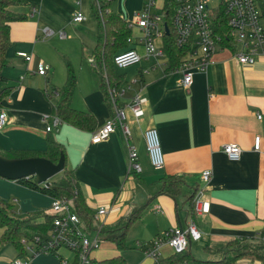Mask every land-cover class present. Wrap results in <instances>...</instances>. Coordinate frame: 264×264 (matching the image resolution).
<instances>
[{
    "label": "crops",
    "instance_id": "obj_1",
    "mask_svg": "<svg viewBox=\"0 0 264 264\" xmlns=\"http://www.w3.org/2000/svg\"><path fill=\"white\" fill-rule=\"evenodd\" d=\"M23 1L24 4L15 7L14 12L26 19L11 24L13 47L7 52L9 65L1 72L0 91L6 89L8 93L1 101L0 109L8 119L7 125L0 129V152L44 153L50 136L60 143L66 152L67 169L74 174L81 197L91 212L92 223L82 219L86 225L94 226L89 236L100 225L113 228L138 211L139 217L135 221L144 213L155 214L159 229L156 238L180 225L186 228L194 219L202 238L191 242L189 251L192 254L193 245L198 244L206 254L203 258L206 261L219 260L220 255L214 251L235 240L246 237L264 240V155L253 150L257 136L262 138L264 146V58L253 65L242 66L228 52L219 53L207 72L195 73L190 90L181 85V74L167 75L164 69L157 67V63L165 64L164 58L143 60L126 68H136V76L131 78L116 73V70L125 69L114 68L112 74L118 79V104L127 111L125 123L130 129V138L127 140L123 131L117 128L107 140L93 144L94 133L112 117L91 62L98 44L97 10L99 13L98 3L101 2L81 0V7H78L76 0ZM65 2H70L68 14L63 7ZM79 9L85 15L81 24L73 22ZM92 14L94 22L90 21ZM73 24H80L77 28L82 63H90L91 75L85 77L83 84L77 81L71 105L76 111L92 113L97 123L93 131L62 123L48 133L47 123L51 122H45L43 117L54 115V106L60 96L53 100L52 95L65 84L57 87L50 81L54 74H50L49 63L56 64L46 51L50 44L43 41L46 40L44 30L53 31V37L66 40L69 35L64 32L67 36L62 39L56 30L64 31ZM83 28L95 33L93 39L79 31ZM61 45L54 48L60 56V51L68 52L64 44ZM132 47L144 54L142 46ZM21 51L32 55L31 62L18 56ZM40 63L49 65L46 76L37 72ZM86 85L80 100L76 92ZM138 95L145 103L142 117L136 119L128 106ZM150 128L159 133L165 155L162 170H155L149 159L144 133ZM229 143L241 147L240 161L232 162L224 154L223 147ZM129 146L137 149L139 173L129 172ZM207 170L212 171V178L206 185L201 177ZM58 177L61 178V174L51 183L58 182ZM169 181L178 185L175 196L164 192ZM204 188L203 200L209 203V213L193 215L192 197ZM0 198L9 202L13 199V204H20L23 210L25 207L27 210L22 213L29 216L39 211L47 215L53 201L46 194L6 179H0ZM102 207L107 208L106 216H98ZM37 222L42 224L44 218L39 216ZM3 233L4 229L0 228V238ZM138 244L140 249L151 245ZM164 248L169 250L167 257L161 259L175 255L169 245L162 246L161 251ZM27 255L26 251L21 252L11 244H0V264H13L15 259H26ZM51 255L30 256L28 264H59ZM92 258L94 262H100L93 254ZM114 258L117 256L111 259Z\"/></svg>",
    "mask_w": 264,
    "mask_h": 264
},
{
    "label": "built area",
    "instance_id": "obj_2",
    "mask_svg": "<svg viewBox=\"0 0 264 264\" xmlns=\"http://www.w3.org/2000/svg\"><path fill=\"white\" fill-rule=\"evenodd\" d=\"M213 0H145V7L142 12L137 13L134 21L128 23L133 30L137 28L140 32L139 41L131 38L128 43L142 46L144 54H140L135 48L119 52L113 58V64L117 69H126L141 63L143 60L164 58L165 64H158L157 67L164 69L167 75L181 74V85L185 90H190L194 85V75L197 72H207L210 65L214 63V57L219 53L228 52L232 59L242 66L255 64L259 59L264 58V0H221L219 7L212 6ZM78 7H81V0H76ZM100 9V4L98 3ZM222 11L226 20V31L220 35L215 30L216 15ZM85 15L79 9L74 15V23H82ZM168 27L169 33H166ZM53 31L44 30V38L52 37ZM60 38L67 35L59 33ZM228 38V43H225ZM162 40V46L157 47L156 41ZM171 42L172 47L184 50L185 54L180 58L178 65L170 68V57L167 54ZM18 56L27 62H31L32 55L27 52H18ZM94 63V60H91ZM49 67L44 63L38 66V74L46 76ZM119 93L112 91L111 97L115 106L114 115L106 122L103 128L94 133L93 144L107 140L117 128H120L126 139L130 138V129L125 123L127 111L125 108L117 107L115 99ZM145 99L136 96L129 104L128 109L136 119L142 117ZM258 118L262 117L258 115ZM7 114L0 110V129L7 125ZM47 132L57 129L62 121L56 116L45 115ZM149 159L155 170H162L165 167V155L162 150L158 130L147 129L144 133ZM253 150L264 155L262 138L257 136L254 140ZM223 152L232 162L241 159L242 149L236 143L224 145ZM129 172L139 173L141 166L138 163V152L133 146H129ZM212 178V171L202 173V182L208 184ZM204 189L196 191L192 205L193 215H205L209 213V203L203 200ZM53 216L52 229L46 236H34L32 239L22 241L26 253V259L17 258L13 264H28L30 256L39 254H54L59 259V264H94L92 253L101 245L99 233L93 241L88 239L89 228L78 217L74 211L72 200L67 197L53 199L47 211ZM107 208L102 207L98 216H106ZM84 231V232H82ZM202 234L197 222L191 219L186 228H174L162 233L153 245L145 250L148 258L154 264H160L159 250L164 245H169L175 254H182L189 249L191 242H198ZM139 245V244H138ZM69 249L77 252L76 258L70 261L63 255L58 254L60 249ZM262 264L258 262H241V264Z\"/></svg>",
    "mask_w": 264,
    "mask_h": 264
},
{
    "label": "trees",
    "instance_id": "obj_3",
    "mask_svg": "<svg viewBox=\"0 0 264 264\" xmlns=\"http://www.w3.org/2000/svg\"><path fill=\"white\" fill-rule=\"evenodd\" d=\"M110 3L100 4L99 13L97 10V19L99 22V33L97 35V49L93 52L94 58L93 71L98 77L99 88L104 94L105 103L109 110L114 114L115 106L111 97L112 91L117 92V78L113 76V70L116 68L113 64V58L119 52L132 48L128 40L132 36V30L128 27V23L122 16L115 14L110 10ZM24 4L23 0H0V81L1 72L9 65L7 52L13 47L11 42V24L17 21H24L26 18L14 12L15 7ZM218 34L222 35L226 31V20L223 12L220 11L215 18ZM225 43H228V38H225ZM167 51L171 59L170 68H175L178 65L180 58L185 54L184 50H179L171 46ZM77 76L70 64H68V77L65 85L60 89H55L54 92L60 96L58 103L54 106V115L58 117L62 123L69 124L81 130L93 131L96 127V118L92 113L76 111L72 105V99L77 89ZM120 84V83H119ZM8 90L0 91V103L7 96ZM118 98L115 99V104L118 107ZM1 110V109H0ZM47 150L44 153H32L27 151H8L0 152V155L11 159H25L41 157L57 163L61 154L66 155L64 147L58 143L52 136L47 139ZM2 179V178H0ZM169 180V178L167 179ZM33 190L39 191L50 196L53 199L63 197L72 200L74 211L79 218L91 221V212L86 207L84 200L81 197L80 188L72 171L65 166L64 172L58 182H52L50 187L38 185L34 178L22 179L17 181ZM169 181L165 185L164 192L175 196L178 193L176 182ZM192 197V201H193ZM193 204V203H192ZM37 214V215H36ZM33 216H27L26 219H20L14 212V206L0 199V228L4 229V233L0 238V244H11L17 250L25 252L22 241L32 239L36 235H47L51 230L53 216L45 214L43 211L37 212ZM43 217L44 222H37L35 232L32 235L26 233L27 222L31 218ZM139 217L138 211L134 212L130 217L122 219L113 228H105L102 226L98 230L103 242L114 244L118 251L127 249L126 239L128 232ZM88 226V225H87ZM91 230L94 228L92 224L88 226ZM92 227V228H91ZM93 230V231H94ZM220 255L217 261H206L196 259L189 249L182 254H175L168 259H161L160 264H241L243 261L258 262L264 264V240L246 237L230 242L226 247L214 251ZM250 257V258H247ZM94 264H125L122 257H117L107 261L93 262Z\"/></svg>",
    "mask_w": 264,
    "mask_h": 264
},
{
    "label": "rangeland",
    "instance_id": "obj_4",
    "mask_svg": "<svg viewBox=\"0 0 264 264\" xmlns=\"http://www.w3.org/2000/svg\"><path fill=\"white\" fill-rule=\"evenodd\" d=\"M94 1L95 0H91V2L93 3ZM99 1L101 2V4H105L106 2H111L110 3L111 11L114 12L115 14L122 16L123 19L127 23L133 22L136 14L142 12V10H144V7H145V0H99ZM162 1L163 0H158L159 4H161ZM220 5H221V0H213V3H212L213 7H219ZM63 7L65 8L68 14L70 2H65V4H63ZM91 10L92 9H90V6H89L88 11L91 12ZM90 18H92L90 21L94 22L95 20L94 14H92ZM80 24H73L72 26H69L68 28H66L64 31L56 30V32H58L57 35H59L60 32H66L67 35H69L70 37L69 39L61 40L59 39L58 36H55V37L52 36L53 38L48 37L46 40H43L44 42L46 43L48 42V44H50L46 46V49H47L46 51H48V53L51 54L49 58L53 60L56 64L54 65L52 63H49L51 67L50 74L51 75L54 74L53 79H51L50 81L53 85L57 87H62L66 82L67 75H68V64H70L71 68L73 69V71L75 72L77 76L78 81L81 82L82 84L85 80V77L89 78L91 75L90 74L91 70L89 68L90 63L88 62L82 63V47H81V43L79 42L80 35L78 33V28H77L79 27ZM79 31L82 32V34L87 35L91 39H93V37L95 36V33L91 30H85L83 28L82 30L79 29ZM132 38L134 39L135 42L139 41L140 32L137 28H134L132 30ZM61 44H64V48L68 52L66 53V52L60 51L62 54L60 56L59 53L54 50V48H57L56 46H58V48L62 47ZM156 45L157 47H161L162 40H157ZM46 66L49 67V65L47 64ZM116 73L122 76L123 74H127V76L131 78L133 76H136L137 72H136V68H129L125 70H116ZM64 77H65V80H64ZM95 80L97 81L96 78ZM86 88H87V85L82 86L81 91L76 92V97L78 99L82 100V94H85ZM57 97L58 95H54V94L52 95L53 100H56ZM58 178L60 179V177ZM58 178L56 180H58ZM0 199L14 206V212L17 217L25 218L28 215V213H22V211L27 210L25 207L23 210L20 204H16L15 202H14L15 204H13V199H10V202L4 198H0ZM37 221H38L37 217L31 218V220H28L27 222L28 227L26 230V233L28 235H32L35 232V230L33 229L36 228ZM158 233H159L158 220L155 214L146 215L144 213L143 216L139 220L134 222V224L132 225L128 233V236L126 239V245H127L126 250H124L123 252H119L114 244L110 242H102L101 245L93 251L92 253L93 257L96 260L102 261V260L111 259L117 256V257H122L125 261V264H153V261L149 259L145 254L146 249L145 248L140 249L137 246V243L141 244L142 246L143 245L149 246V244L153 245L155 243V240L158 238V237L156 238ZM95 237H96V231H93L92 236L88 235V239L90 241H93ZM168 250L169 249L167 248H164L162 251L160 249L159 250L160 258L167 257ZM58 254L63 255L70 261H73L76 258L77 252L63 248L59 250ZM192 255L196 259L207 260V259H203V258H206V254L203 253L198 248V244L193 245ZM51 256H54L56 257V259H58L57 255H51ZM247 258H250V257H247ZM249 262H252V261L249 260ZM58 263H59V259H58ZM251 264H254V263H251Z\"/></svg>",
    "mask_w": 264,
    "mask_h": 264
},
{
    "label": "water",
    "instance_id": "obj_5",
    "mask_svg": "<svg viewBox=\"0 0 264 264\" xmlns=\"http://www.w3.org/2000/svg\"><path fill=\"white\" fill-rule=\"evenodd\" d=\"M166 33H169L168 27ZM65 155L61 154L57 163L48 159L36 157L11 159L0 155V178L9 181L34 178L38 185L50 187L51 180L65 170ZM180 228H183L181 225Z\"/></svg>",
    "mask_w": 264,
    "mask_h": 264
},
{
    "label": "bare ground",
    "instance_id": "obj_6",
    "mask_svg": "<svg viewBox=\"0 0 264 264\" xmlns=\"http://www.w3.org/2000/svg\"><path fill=\"white\" fill-rule=\"evenodd\" d=\"M54 94H55V95H58L57 93H54ZM118 107H120V106H118ZM112 116H113V115H112ZM52 132H53V131H52ZM48 133H49V132H48ZM50 133H51V132H50ZM86 226H87V225H86ZM87 227H88V226H87ZM88 228H89V227H88ZM101 228H102V225L99 226V229H101ZM51 229H52V225H51ZM99 229H98V230H99ZM98 230H94V231H96V233H99ZM50 231H51V230H50ZM89 231H92V230L89 228ZM38 236H40V235L38 234ZM43 236H45V235H43ZM99 237H100V235H99ZM100 239H101V238H100ZM102 242H103V241L101 240V243H102Z\"/></svg>",
    "mask_w": 264,
    "mask_h": 264
}]
</instances>
